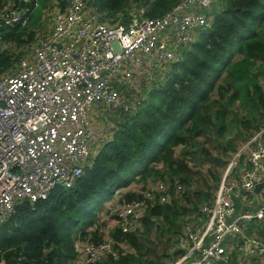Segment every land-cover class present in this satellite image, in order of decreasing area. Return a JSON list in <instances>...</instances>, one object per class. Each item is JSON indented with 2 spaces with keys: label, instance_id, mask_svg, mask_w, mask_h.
<instances>
[{
  "label": "built area",
  "instance_id": "2783aa9c",
  "mask_svg": "<svg viewBox=\"0 0 264 264\" xmlns=\"http://www.w3.org/2000/svg\"><path fill=\"white\" fill-rule=\"evenodd\" d=\"M19 3L24 6L8 2L0 14V32L29 25L38 0ZM54 6L50 30L37 32L18 67L0 77V226L21 203L34 205L57 188L72 189L104 142L95 121L99 114L134 112L169 66L211 28L222 7L220 0H182L157 19L135 9L126 24L105 17L93 0ZM11 48L0 38V53ZM127 89L129 102L123 99ZM150 185L143 201H122L117 192L100 219L101 244L77 242L72 264H96L112 253V231L142 233L154 195L167 205L192 191L178 177ZM253 223L257 227L250 232ZM259 227H264V129L232 155L211 203L200 205L172 238L168 264H258L264 257Z\"/></svg>",
  "mask_w": 264,
  "mask_h": 264
},
{
  "label": "trees",
  "instance_id": "16d2710c",
  "mask_svg": "<svg viewBox=\"0 0 264 264\" xmlns=\"http://www.w3.org/2000/svg\"><path fill=\"white\" fill-rule=\"evenodd\" d=\"M40 1L65 6V0ZM181 1L93 0V6L105 17L112 20L119 17L127 24L132 5L145 4L148 8L144 17L157 19ZM8 2L16 3L17 7L24 6L18 4V0H0V10ZM220 2L221 10L214 17L211 28L182 54L178 63L169 66L172 72L163 85H160L162 79L157 81L156 89L134 112L123 111L126 121L110 141L100 146L91 166L84 167L76 185L69 190L57 188L44 202L21 203L10 219L0 226V264H72L76 259L77 242L90 240L93 245L102 242L100 219L106 211L100 216L97 214L100 210L90 212L92 206L98 200L103 205L114 202V192L121 191L127 184L142 186L132 193H122L120 198L125 202L143 201L142 193L147 190L145 183L150 179H154L151 183L154 184L165 179L174 181L178 177L184 185L192 187L190 182L194 172L190 165L178 162V154L185 148L192 151L195 147L188 146L198 137L211 136L212 126L220 140L231 146L232 143L224 139L227 112L237 102L242 112L250 115L249 120H242L237 128L248 133L257 132L258 119L264 118V87L261 85L264 80V0ZM43 28V23L30 22L24 28L12 26L1 30L0 38L12 48L0 53V77L15 70V65L23 59L21 53H12V50L17 47L21 51L25 46H31L37 40V32ZM211 109L215 111L214 115H211ZM231 149L226 148V157L235 150L234 146V150ZM212 152L214 155L206 151L204 154L221 164L222 158L217 156L222 157V151ZM112 193L113 200L109 197ZM199 195L201 191L192 187L191 192L167 205L158 204L154 195L147 202L142 233L112 231L109 237L114 249L96 264L170 263L168 251L172 238L205 202V199L198 200ZM187 204L192 207L185 212L183 206ZM80 220L83 221L82 230L75 234ZM153 235L163 239L161 254H153L147 249V242ZM121 244L125 249L120 248Z\"/></svg>",
  "mask_w": 264,
  "mask_h": 264
},
{
  "label": "rangeland",
  "instance_id": "374dc122",
  "mask_svg": "<svg viewBox=\"0 0 264 264\" xmlns=\"http://www.w3.org/2000/svg\"><path fill=\"white\" fill-rule=\"evenodd\" d=\"M46 2L38 0L39 6H38L37 10L35 11L34 16L30 22H31V24H34L36 22L43 23V25L46 27L45 32H48L50 30V27H51L50 20H51V16L54 13L55 6L53 5V1L51 3L48 2V4ZM8 6H9V4L6 3L5 7H2V9L0 10V14ZM140 8H143V9H145L144 11H147L148 7H146L145 4H140V6H138V7H136L134 5L131 12H133L135 9L138 10ZM49 16H50V20H49ZM7 49H10L9 46ZM29 50H31V48H25V49H22L21 51H18V48L15 47L12 50V53H16V54L18 53V55H19V53H21L22 58H23L24 55H27L29 53ZM18 65H19V63H17L15 67H18ZM171 72H172V70L169 68L168 72L162 78L160 85H163L166 82V80L170 77ZM259 79L260 80L262 79L261 76L259 77ZM261 82H262L261 85H263V87H264V80H261ZM123 91H124L123 92L124 101L129 102L130 101V95H129L128 89L123 90ZM215 97H217V95H215ZM239 106H240V104L237 102L236 104L232 105L228 109L227 123H226L228 125H226V129H231L233 131V129H238L237 127L239 126V124L242 120H245V119H246V121L249 120L250 115L248 114V112H242L243 109ZM214 109H216V108L214 107ZM214 112L215 111L213 109L210 110L211 115H214L213 114ZM258 120L259 121L257 122L256 125L259 129L257 130V132L255 134L259 133L260 130L264 129V118H259ZM95 121H98L97 122V124H99L98 127L100 129V132H102V141L104 140L103 143L105 144L108 141H110V139L112 138V134L120 129V125L126 121V115L123 111H120V110H117V111L106 110V111H102L99 114V116L95 119ZM213 122L215 123L216 121H213ZM252 130L253 129L248 130V131H252ZM210 134H211V136H209L208 134H205L203 136L198 137L196 139V141H194V142L191 141L188 148L189 147H191V148L195 147L192 151L186 150V148H185L184 151H181L178 154V152L180 151V147L177 149L178 162H183V163H186L188 166L189 165L192 166V168H190V166H189V168L191 169L192 172H194V177L191 178L193 189L197 192L201 191V195L198 196V200L199 199L200 200L205 199V202H203L204 204L211 203L214 192H215L217 184H218L220 173L225 168L226 163L230 160V159H228L229 157H226V153H227L226 148L233 147V141L231 142L232 143L231 146H229L228 144H226L222 140H220L221 138L216 135V128H213V126L211 127ZM224 139H225V137H224ZM216 149H218L219 152L222 151V154H221L222 157L217 156L219 159L222 158L223 162L221 164H217L216 161L213 160L212 156H210V155L206 156L204 154V151H206V152H210L211 154L214 155V153L212 151L216 152ZM231 150L233 151L234 149H231ZM224 151H226V152H224ZM230 153H232V152H230ZM228 156H229V154H228ZM224 161H226V162H224ZM213 171H215V172H213ZM212 172H213V176L211 175ZM137 180H139V177L136 179V181ZM152 181H154V179L147 180V182L145 183L146 184L145 187H147V185H150L152 183ZM141 186L142 185H137L136 183L127 184V186L125 188H122L123 191L119 192V195H121L122 193L123 194L124 193L125 194L126 193H132V191L139 190V188H141ZM109 197H110V199L113 200V198H114L113 193ZM108 201H110V200H108ZM203 203H200V204H203ZM111 204H112V202H106L103 205V203H101V200H98L92 206V209L90 210V212H97L100 210L97 214H100V216H102V212L104 210L107 211ZM191 207L192 206L190 204L183 206V208L185 209V212L187 211V209H190ZM156 224H157V222H156ZM82 226H83V221L80 220L78 222V226L76 228L75 234H79L81 232ZM263 235H264V229H261L260 230V236L263 237ZM162 244H163V239L160 238L158 235H156V236L153 235L149 239V242H147V249L148 250L150 249V251H152L153 254H157V252L161 254ZM78 246H79V250H80V249H83L84 244H79ZM258 264H264V257H262L259 260Z\"/></svg>",
  "mask_w": 264,
  "mask_h": 264
},
{
  "label": "crops",
  "instance_id": "0c3cea01",
  "mask_svg": "<svg viewBox=\"0 0 264 264\" xmlns=\"http://www.w3.org/2000/svg\"><path fill=\"white\" fill-rule=\"evenodd\" d=\"M221 3V2H220ZM131 8H133V5H132V7ZM132 10V9H131ZM99 125V124H98ZM249 133H252V135L251 136H249L250 134ZM247 132V131H244V130H240V129H233V131L231 130V129H227V132H226V134L224 135V137H225V140H227V142L228 141H230V142H232L233 141V146H234V149H236V150H234L232 153H230V156H228L229 158L228 159H230V157L235 153V151H237L240 147H242L243 146V144L248 140V139H250L251 137H253V135H255V132ZM254 133V134H253ZM114 134V133H113ZM113 134H112V137H113ZM234 138V139H233ZM232 149H233V147H232ZM121 191H123V189H121ZM120 192V191H119ZM117 197V196H116ZM115 197V198H116ZM250 229H249V231H251V232H255V229H253V228H255V227H257V224H250ZM261 229H264V227H259L257 230H258V232L261 230ZM260 236V235H259ZM260 237H262V236H260ZM263 238V237H262ZM263 241H264V238H263ZM257 261H255V263H256Z\"/></svg>",
  "mask_w": 264,
  "mask_h": 264
},
{
  "label": "water",
  "instance_id": "95a60500",
  "mask_svg": "<svg viewBox=\"0 0 264 264\" xmlns=\"http://www.w3.org/2000/svg\"><path fill=\"white\" fill-rule=\"evenodd\" d=\"M263 184L261 185H257L256 189H255V193H258L260 191V189L262 188Z\"/></svg>",
  "mask_w": 264,
  "mask_h": 264
},
{
  "label": "clouds",
  "instance_id": "9594fccd",
  "mask_svg": "<svg viewBox=\"0 0 264 264\" xmlns=\"http://www.w3.org/2000/svg\"><path fill=\"white\" fill-rule=\"evenodd\" d=\"M120 191V189H118V190H116L114 193H115V195H117V192H119Z\"/></svg>",
  "mask_w": 264,
  "mask_h": 264
}]
</instances>
